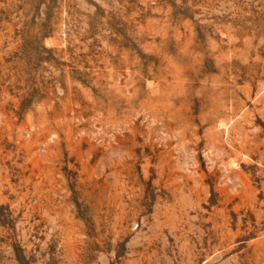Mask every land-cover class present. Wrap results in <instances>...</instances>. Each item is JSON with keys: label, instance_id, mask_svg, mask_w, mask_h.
<instances>
[{"label": "rangeland", "instance_id": "obj_1", "mask_svg": "<svg viewBox=\"0 0 264 264\" xmlns=\"http://www.w3.org/2000/svg\"><path fill=\"white\" fill-rule=\"evenodd\" d=\"M0 264H264V0H0Z\"/></svg>", "mask_w": 264, "mask_h": 264}]
</instances>
